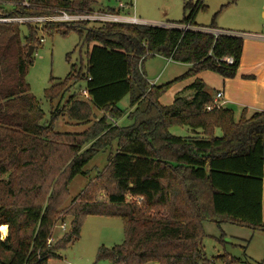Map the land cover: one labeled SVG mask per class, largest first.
I'll list each match as a JSON object with an SVG mask.
<instances>
[{
	"label": "trees",
	"instance_id": "1",
	"mask_svg": "<svg viewBox=\"0 0 264 264\" xmlns=\"http://www.w3.org/2000/svg\"><path fill=\"white\" fill-rule=\"evenodd\" d=\"M23 1L0 0V12L9 17L56 10L130 15L123 7H99L97 0H28L30 6ZM202 8L201 1H186L182 20L172 21L181 27L111 21L90 26L88 20L46 22L42 28L0 23V226L9 227L7 238H0V264H49L57 250L80 238L89 216L123 221L124 241L98 250L97 259L110 264H212L203 245L205 221L264 231V111L243 108L237 115L226 105L208 110L217 92L200 78L164 105L160 98L171 83L152 84L143 69L147 57L160 55L191 64L180 79L208 70L226 78L237 75L244 38L201 31L205 26L196 16ZM216 27L215 20L208 26ZM70 31L92 47L86 64H73L61 81L51 79L45 122L42 101L27 80L34 63L29 50L42 45V35ZM80 82L83 90L65 99ZM127 96L128 113L119 107ZM61 118L91 125L79 132L59 131ZM125 118L128 125L110 122ZM173 127H188L193 135H173ZM114 142L106 169L65 210L70 183ZM101 193L105 200H97ZM67 216L69 228L52 246L53 229ZM227 256L218 259L238 264Z\"/></svg>",
	"mask_w": 264,
	"mask_h": 264
},
{
	"label": "rangeland",
	"instance_id": "2",
	"mask_svg": "<svg viewBox=\"0 0 264 264\" xmlns=\"http://www.w3.org/2000/svg\"><path fill=\"white\" fill-rule=\"evenodd\" d=\"M99 7L116 6L120 2L132 3L130 11L132 16L141 17L154 23H165L168 21H181L184 16L186 1L204 4L200 9L196 22L200 25L210 26L216 21L218 27L224 29L246 31L252 34H264V0H97ZM170 24V23H167ZM99 26L96 21H90V26ZM26 34V29L23 28ZM44 33V30H43ZM42 33V34H43ZM42 45L33 53V65L30 66L27 80L31 85V93L42 101L45 112L44 121L50 119L51 103L45 97V90L51 85V79L61 81L66 78L73 64L81 66L87 62L88 49L92 47L83 44L77 31H70L68 34H55L54 36L42 35ZM191 64L177 61H169L168 58L155 55L149 56L143 63V69L147 80L152 83L160 75L156 85L171 83L168 90L161 96L160 102L164 105L172 104L175 96L182 92L191 82L190 77L180 79L188 70ZM221 75L213 71H205L202 80L206 83L210 92L219 88ZM84 82L76 84L65 96V99L73 92L82 91ZM190 97V92H187ZM55 104V101H54ZM230 106V105H228ZM119 107L124 111L130 109V96L125 97ZM232 107V106H230ZM236 109L235 106H233ZM250 110V109H249ZM128 113V112H127ZM97 118L102 113L96 111ZM96 119V118H95ZM114 125H128L127 118L119 121L110 120ZM91 124L77 125L75 121L67 123L65 118L59 119L56 129L59 131H84ZM171 133L176 136H191L192 131L188 127H173ZM217 135H221L218 130ZM89 145L85 146L87 148ZM117 142L112 147L100 150L85 167V174L77 175L69 185V197L65 200L63 208L67 210L72 206L73 201L87 184L102 173L108 165V159L116 151ZM104 193L99 194L97 200H105ZM64 214V213H63ZM67 230L71 218L65 219ZM64 221V220H63ZM62 220L60 221L63 222ZM60 223L53 229L51 245L55 246L63 236L64 231ZM5 226V225H1ZM0 226V227H1ZM7 226L6 235L0 230V238L5 240L9 234ZM203 227L206 237L203 245L207 256L212 264H224L218 259L220 256L229 255L239 260L238 264H264V231L254 230L249 226L239 225L232 222L217 223L205 221ZM123 221L119 217L89 216L86 218L80 238L65 249H59L53 255L49 264H110L108 260H98L97 254L101 246L112 247L124 241ZM227 256V258H229ZM212 258H216V261ZM225 264H230L229 260ZM153 264V263H148ZM211 264V263H210Z\"/></svg>",
	"mask_w": 264,
	"mask_h": 264
},
{
	"label": "crops",
	"instance_id": "3",
	"mask_svg": "<svg viewBox=\"0 0 264 264\" xmlns=\"http://www.w3.org/2000/svg\"><path fill=\"white\" fill-rule=\"evenodd\" d=\"M124 10H127V8L125 7ZM123 13L126 14V12ZM137 18H139L143 24H173L172 21L165 23H154L142 19L141 17ZM216 26L217 27L214 29L231 32L230 34L241 35L244 38L243 56L237 71V75L233 78L220 76L221 78H219V88L216 90V92H222L224 105L236 107L237 115H240V112L243 108L264 111V39L256 38L253 36L254 34L246 31H236L224 29L222 27H218V25ZM203 28H208V26L206 25ZM168 60L171 61L172 59L168 58ZM204 73L205 71L199 73L196 77L190 78V84L193 83L196 78L202 79V75ZM159 78L160 75L154 79V82L158 81ZM262 213L264 220V176ZM151 263L158 264L155 262Z\"/></svg>",
	"mask_w": 264,
	"mask_h": 264
},
{
	"label": "built area",
	"instance_id": "4",
	"mask_svg": "<svg viewBox=\"0 0 264 264\" xmlns=\"http://www.w3.org/2000/svg\"><path fill=\"white\" fill-rule=\"evenodd\" d=\"M21 5L25 6H30V3L28 0H24L23 2H20ZM119 7L125 8L126 5L124 3H120ZM74 20H88V21H96V22H125V23H131V24H143L139 18L136 16L132 15H127V14H112V13H107V12H99L96 11L91 15H79V14H70L69 12L65 10H56V13L53 15H42V16H29V17H24V16H17V17H9L7 15H4L2 12H0V23H19V24H24V23H33L35 25H38L40 28L43 27V25L46 22H59V21H74ZM162 26L166 27H181L175 24H165ZM193 29V27H190ZM201 31L204 32H209L214 34L215 36H219L221 34H230L231 32H227L224 30H219V29H211V28H199ZM256 38L259 39H264V34H254L253 35ZM44 37H42L41 41L43 42ZM225 60L228 63L233 62L232 57H225ZM154 84V82H152ZM84 94L87 95V92L84 90ZM224 105V100H223V94L221 91L217 92L214 102L212 105H209L207 107L208 110H211L214 107H220ZM61 228L66 231L67 230V223L63 222L60 224ZM51 242V241H50ZM49 242V244H51Z\"/></svg>",
	"mask_w": 264,
	"mask_h": 264
},
{
	"label": "bare ground",
	"instance_id": "5",
	"mask_svg": "<svg viewBox=\"0 0 264 264\" xmlns=\"http://www.w3.org/2000/svg\"><path fill=\"white\" fill-rule=\"evenodd\" d=\"M0 230L3 232V234L6 235V233H7V226L6 225L5 226H1L0 227Z\"/></svg>",
	"mask_w": 264,
	"mask_h": 264
},
{
	"label": "water",
	"instance_id": "6",
	"mask_svg": "<svg viewBox=\"0 0 264 264\" xmlns=\"http://www.w3.org/2000/svg\"><path fill=\"white\" fill-rule=\"evenodd\" d=\"M33 53H34V47L31 46V47H30V50H29V54L31 55V54H33Z\"/></svg>",
	"mask_w": 264,
	"mask_h": 264
}]
</instances>
